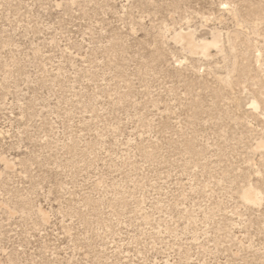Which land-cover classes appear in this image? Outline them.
I'll list each match as a JSON object with an SVG mask.
<instances>
[{
	"label": "rangeland",
	"instance_id": "rangeland-1",
	"mask_svg": "<svg viewBox=\"0 0 264 264\" xmlns=\"http://www.w3.org/2000/svg\"><path fill=\"white\" fill-rule=\"evenodd\" d=\"M0 264H264V0H0Z\"/></svg>",
	"mask_w": 264,
	"mask_h": 264
},
{
	"label": "bare ground",
	"instance_id": "bare-ground-1",
	"mask_svg": "<svg viewBox=\"0 0 264 264\" xmlns=\"http://www.w3.org/2000/svg\"><path fill=\"white\" fill-rule=\"evenodd\" d=\"M185 36L183 35V37L182 36H178L177 37V39H179V40H184L185 38H184ZM186 41V40H185ZM187 43L191 46V47H193L194 49H196V50H201V51H206L207 49H209V46H210V44H208V43H201V44H193L192 42H191V40H189V39H187ZM254 196H252L250 193H248V199H252Z\"/></svg>",
	"mask_w": 264,
	"mask_h": 264
}]
</instances>
